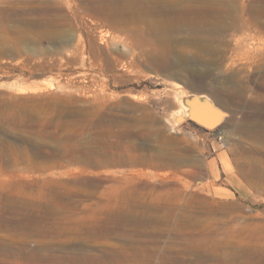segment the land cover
<instances>
[{"label": "rangeland", "instance_id": "1", "mask_svg": "<svg viewBox=\"0 0 264 264\" xmlns=\"http://www.w3.org/2000/svg\"><path fill=\"white\" fill-rule=\"evenodd\" d=\"M263 45L264 0H0V264L264 262Z\"/></svg>", "mask_w": 264, "mask_h": 264}, {"label": "bare ground", "instance_id": "2", "mask_svg": "<svg viewBox=\"0 0 264 264\" xmlns=\"http://www.w3.org/2000/svg\"><path fill=\"white\" fill-rule=\"evenodd\" d=\"M181 3V2H180ZM164 6V5H163ZM165 7V6H164ZM177 10V9H176ZM192 10V9H191ZM167 12V11H166ZM161 13V12H160ZM191 23V22H190ZM245 24V23H244ZM192 25V24H191ZM195 25V24H194ZM155 26V25H154ZM153 26V27H154ZM203 29L205 30V32H213V31H216V30H219L220 29V27H219V24H218V22H217V24L216 23H214V24H207V25H205V27H203L200 31H203ZM223 32V31H222ZM173 33V32H172ZM262 36V35H261ZM196 37V36H195ZM219 37V36H218ZM254 37V36H253ZM256 38V37H255ZM258 38H259V36H258ZM239 39V38H238ZM263 39V38H262ZM259 40V39H258ZM249 45V44H248ZM245 46V45H244ZM259 47V46H258ZM258 47H256V48H258ZM263 47H264V45H263ZM252 48V47H251ZM250 47H249V49H251ZM255 48V47H254ZM259 49V48H258ZM261 49H263L264 50V48H261ZM254 50V49H253ZM247 51V50H246ZM250 52V51H249ZM255 52V51H254ZM258 52V51H257ZM251 53V52H250ZM261 53V52H260ZM242 54V53H241ZM256 54V53H255ZM248 55V54H247ZM253 55H254V53H253ZM262 55V54H261ZM252 56V55H251ZM254 58V57H253ZM252 58V59H253ZM248 59H250L249 58V56H248ZM251 59V60H252ZM258 73V72H257ZM263 75V74H262ZM264 77V76H263ZM202 91V89H196V92L197 93H199V92H201ZM201 98V100L202 101H204V103H202L201 105H200V107L198 108V110L197 109H191L192 111H194V112H196L197 113V117H198V119H200L201 121H203V123L204 124H206V125H208L209 127H214V125H216V124H218L219 123V121H222V120H225L226 119V117L229 115V111L224 107V106H222L223 108L222 109H217L216 107H213L210 103H208V99L206 98V97H203V96H201L200 97ZM212 100V102H217V103H221V102H219L218 100L216 101V99H214V98H212L211 99ZM182 102V101H181ZM182 106H185V104H183L182 103ZM228 118V117H227ZM254 119V118H253ZM264 124V123H263ZM248 125V124H247ZM241 127V126H240ZM245 127V126H244ZM246 128V127H245ZM244 128V129H245ZM251 128V127H250ZM252 129V128H251ZM247 130H250V129H247ZM259 134V133H258ZM253 135V134H252ZM256 138H257V136H256ZM260 138V137H259ZM259 140V139H258ZM162 154V153H161ZM168 159V158H167ZM174 161V160H173ZM169 162V161H168ZM164 163V162H163ZM171 163V162H170ZM172 164V163H171ZM170 164V165H171ZM167 165V164H166ZM91 186V185H90ZM47 188V187H46ZM61 189V188H60ZM82 189H83V187H82ZM53 190V189H52ZM66 190V189H65ZM69 190V189H68ZM102 190V189H101ZM118 191V190H117ZM57 192V191H56ZM62 192V191H61ZM64 192V191H63ZM74 192V191H73ZM132 192V191H131ZM69 193V192H68ZM79 193V192H78ZM77 193V194H78ZM101 193V192H100ZM65 194V193H64ZM90 194V193H89ZM13 195H14V193H13ZM83 195V194H82ZM170 195V194H169ZM84 196V195H83ZM82 196V197H83ZM48 197V196H47ZM80 197V196H79ZM101 197V196H100ZM167 197V196H166ZM75 198V197H74ZM128 198V197H127ZM3 199V198H2ZM95 199V198H94ZM126 199V198H125ZM48 200V199H47ZM37 201V200H36ZM99 201V200H98ZM35 202V201H34ZM96 202V201H95ZM30 203H31V201H30ZM54 203V202H53ZM81 203V202H80ZM94 203V202H93ZM97 203V202H96ZM140 203V202H139ZM38 204H40V203H38ZM55 204V203H54ZM56 204H57V202H56ZM60 204V203H59ZM65 204V203H64ZM83 204V203H82ZM95 204V203H94ZM42 205V204H41ZM99 205V204H98ZM169 205V204H168ZM48 206H49V204H48ZM72 206V205H71ZM15 207V206H14ZM55 207V206H54ZM67 207V206H66ZM101 207V206H100ZM62 209H63V207H62ZM81 209V208H80ZM84 209H85V207H84ZM166 210V209H165ZM50 211V210H49ZM78 211V210H77ZM81 211H82V209H81ZM128 211V210H127ZM54 212V211H53ZM102 212V211H101ZM15 213V212H14ZM99 213V212H98ZM122 213V212H121ZM53 214V213H52ZM68 214V213H67ZM101 214V213H100ZM151 214V213H150ZM5 215V214H4ZM77 215V214H76ZM125 215H127V214H125ZM65 216V215H64ZM45 217H47V216H45ZM61 217V216H60ZM69 217V216H68ZM67 217V218H68ZM53 218V217H52ZM49 219H50V217H49ZM54 220V219H53ZM67 220V219H66ZM1 221V220H0ZM51 221V220H50ZM61 222V221H60ZM66 222V221H65ZM18 224V223H17ZM41 225V224H40ZM51 226H52V224H51ZM55 228V227H54ZM54 228H52V229H54ZM76 228V227H75ZM206 228H209V227H206ZM66 229V228H65ZM51 231V230H50ZM53 231V230H52ZM246 232V231H245ZM206 236V235H205ZM204 238V237H203ZM209 240V239H208ZM206 241V240H205ZM210 241V240H209ZM206 243H207V241H206ZM221 245V244H220ZM206 246V245H205ZM238 246H239V244H238ZM246 247V246H245ZM199 250V249H198ZM240 250V249H239ZM261 251V250H260ZM12 252V251H11ZM208 252H210V251H208ZM243 252V251H242ZM261 253V252H260ZM235 254V253H234ZM240 255V254H239ZM239 255H237V257L238 258H240V256ZM256 255V254H255ZM255 255H252L253 256V258H254V256ZM205 256H206V254H205ZM208 256V255H207ZM235 256V255H234ZM242 256V255H241ZM219 257V256H218ZM262 257V256H261ZM232 258V257H231ZM244 258V257H243ZM249 258H251V256L249 257ZM253 258H251L252 260L251 261H254L255 259H257V258H255V259H253ZM85 259V258H84ZM235 260V259H234ZM241 261H243V260H241ZM245 261V263L246 262H248V264H252L251 262H249V260L248 259H246V260H244ZM256 261V260H255ZM258 261V260H257ZM74 262V261H73ZM259 262H260V264L261 263H264V262H261V260L259 259ZM241 263H244V262H241ZM256 263V262H255ZM254 263V264H255ZM200 264V263H199ZM259 264V263H258Z\"/></svg>", "mask_w": 264, "mask_h": 264}]
</instances>
